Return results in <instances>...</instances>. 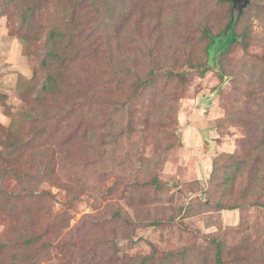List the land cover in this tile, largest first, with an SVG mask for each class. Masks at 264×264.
Instances as JSON below:
<instances>
[{"label": "rangeland", "instance_id": "obj_1", "mask_svg": "<svg viewBox=\"0 0 264 264\" xmlns=\"http://www.w3.org/2000/svg\"><path fill=\"white\" fill-rule=\"evenodd\" d=\"M158 1L164 7L159 18L151 22L149 0H136L131 5L132 11L142 15L144 44L149 43L150 28L159 25L169 37L156 43L158 49L168 50L175 37H187L194 44V57L203 61L207 41L200 39V31L206 26L213 34L222 30L231 0ZM62 10L61 3H50L42 9L28 44L30 53L26 54L18 35L17 10L0 6V153L21 143L44 144L47 153V159L38 157L32 163V155L24 150L11 156L13 163L18 153V163L0 160V167L26 166L29 173L38 176L27 186L37 199H31L13 181L0 179V244L7 245L0 253V264H18L14 256L19 257L21 251L14 245L24 241L26 229L43 242L40 250L50 246L36 264H111L113 260L149 256L153 257L152 264H213L214 250L209 241L216 236L226 240L229 259L248 241H263L264 208L224 207L218 211L215 204L222 198L227 171L238 175L239 188L245 187L253 168L264 176V152L260 153L258 145L264 136L255 128L264 118V0H251L234 29L239 40L218 57V62L201 70L188 66L176 69L185 76L181 90L176 82L168 85L162 79L164 74L158 75L160 71L152 66L154 62L143 57L146 45L145 54L128 64L132 69L129 77H124L127 68L113 75V90L108 93H112V99L101 94L105 47L97 56L103 68L90 69L76 63L66 76L72 87L66 100L77 105L74 96L85 95L89 101L75 106L71 115L46 120L52 132L50 148L45 139L39 143L32 134L40 129L39 120L30 121L25 114L33 109L43 113L56 108L49 103L48 107L39 106L35 98L46 76L41 68L45 52L41 27ZM132 23L129 17L125 33L131 32ZM121 46L126 52L133 48L126 38ZM135 76H154L158 98L162 93L167 94L166 99L180 97L171 105L172 114L166 112L169 103L158 119L163 104L150 90L138 97L133 94L130 85ZM123 80L124 85L118 84ZM120 88L119 95L116 90ZM112 122L120 130L112 126L116 132L124 134L118 147H105L100 144L101 135ZM49 165L56 172L54 183L43 179ZM154 178L159 188L146 184ZM136 182L139 185L134 186ZM172 182L177 188L169 186ZM73 183L77 200L68 199V203L60 186ZM262 185L264 188V181ZM210 194L213 203L202 204ZM111 204L128 214L134 225L132 231H124L121 224L113 227L111 211L105 209ZM154 222L159 225L149 226ZM102 238L110 241L98 243Z\"/></svg>", "mask_w": 264, "mask_h": 264}, {"label": "trees", "instance_id": "obj_2", "mask_svg": "<svg viewBox=\"0 0 264 264\" xmlns=\"http://www.w3.org/2000/svg\"><path fill=\"white\" fill-rule=\"evenodd\" d=\"M149 1L151 4L149 7V13H151V16L148 21L151 22L154 19L159 18V12H161L164 6L160 7L158 0ZM220 1L229 2L230 0ZM50 3H61L63 10L54 20H49V22L41 27L45 36V52L42 57L41 68L46 76L35 99L39 106L46 107L47 103H49V105L55 104L56 108L46 110L43 113H37L33 109L32 112L25 114L26 118L31 119L30 121H32V118L34 121L39 120L38 122L41 123V127L38 131H33L32 134H34V137L36 136L35 140L39 143H42V140L45 139L46 144L50 148L52 147V144L48 142V139L52 136V132L49 130L46 120L51 117L59 118L66 114L71 115L75 106L77 107V105L86 104L87 101H89L85 95L74 96L73 102H76L77 105H72L71 102L69 103V101L66 100L68 93L72 92V87L66 82V76L73 71L76 63L81 65L86 64L87 68L90 69L103 68V65L99 66L100 62L97 58L101 48L105 47L106 49V55L104 58L106 64H104L105 70L103 72L105 75L103 78L104 87L101 92L102 96H106L113 90V75L119 70L122 71V69L127 68L124 77L125 79L129 77V73L132 72V69L128 68V64L131 61H135L139 54H143L145 48L146 56L143 57L154 62L152 63V66L155 65L156 68H158L160 71L158 75L161 76L164 74L162 79H166L168 85L174 82L180 84L179 87L181 90L185 83V76L183 73L176 72V69L183 66H188L191 69H204L207 65H212L218 62V57L227 53L231 49V46L238 41L237 39H239V37L235 35L234 30L227 38L222 41L220 40L226 28L231 24V12L233 11L232 2V6L229 8L227 22L222 30L217 34H213L212 29L209 26H206L200 31V39L207 41L203 48L205 59L202 61L201 59L194 57V44H191L187 37H175L169 42L170 46L168 50L162 51L158 49L156 43L168 36V34H164L159 30V25L150 28L147 37L149 43L144 44V37L141 34L140 27L143 20L142 15H138L131 9V5L136 4V0H27L24 3H20L19 0H0V6L2 9L13 7L17 10L19 28L21 30V33L18 35L25 44L24 51L26 54L30 53V45L28 44L32 40V34L36 26V18L42 9ZM152 6L156 8L154 9ZM203 13L205 12L203 11ZM129 17L133 18V23L130 26L131 32L127 31L125 33V25L129 21ZM238 22L235 24L234 29ZM123 38H126L132 44L133 48L131 52H126L122 49L121 41ZM35 39L39 41L41 38L37 36ZM145 45L146 47L144 48ZM109 72L111 73L109 74ZM108 74L109 76L107 77ZM135 78L136 80L130 85V89L136 97L144 94L147 90H150V92L157 97L158 93L154 87L156 82L154 76L146 79H143L140 76H135ZM125 83L126 80L118 82L120 85H124ZM121 89L122 88L116 90L119 95ZM111 96L112 93L107 95L108 98L112 99ZM166 98L167 94L162 93L161 98L157 99L161 103V106L163 104V108L157 115L158 119L162 118L164 109L169 103L170 105L166 112L172 114L171 111H173L174 108L171 105L175 103L176 100L180 99V97L177 96L173 99ZM254 98L255 95L253 96V99ZM0 102H2V98L0 99ZM255 125L256 131H259L261 135L264 136V118H261ZM112 126H114L116 130H119L114 122H112L110 126H107V128L105 127V130L101 135L103 139L100 140V144L105 147L110 145L112 147H118L124 134L122 131L121 133L116 132ZM108 139L109 141H107ZM21 144H14L7 148L4 147V152L0 153L1 162L4 163L8 160L11 162V156L16 152L19 153L23 150L29 151V154L32 155V157H29L31 163L38 157L47 159L44 144H42V147L37 145L32 146L33 144L30 146L26 143H23V145ZM258 145L259 147L261 145L260 153L261 151L263 153L264 140ZM18 153L14 157L13 163H18L16 160L21 159L20 157H17ZM234 159L235 161H238V158ZM30 161L28 159V163H30ZM257 162H260V159H258ZM13 163L11 162V164ZM21 168L12 166L0 167V179L3 181H13L15 186L22 187L24 189L23 191H26L31 199H37L38 196L33 192H30L27 186L32 185L38 179V176L34 173H29L26 166ZM43 179H47L50 183H54L52 179L57 181L54 167L49 165L47 168V178L44 176ZM263 181L264 176L260 175V170L258 168H253L248 174L245 187L239 188L236 187L238 184V175L232 170L227 171L222 181V198L215 204L216 209L220 211L223 210L224 207H227L228 209L233 210L243 208L244 206L264 208ZM146 184L159 188L157 178H154L153 180L151 179L146 182ZM133 185L137 186L139 183L136 182L135 184L133 183ZM60 187L65 191L67 200H77L76 196H73L74 193H72L75 188L74 183L72 185L62 184ZM212 201L213 197L210 194L208 199L202 204H211L213 203ZM248 202L250 203L248 204ZM107 208L111 211V222L114 224L113 227H117L118 224H121L124 231L126 230L127 232H130L134 229L133 221L127 216V213H123L118 206L115 207V204L107 206L105 208L106 211ZM158 225V222H154L149 226L152 227ZM25 232H27V234L25 235L24 241L18 242L14 245L17 251H21V255L19 257L18 255H15L14 260H16L18 264H36L38 262L36 261L37 258L40 256L42 259L43 256L46 255V251H49L50 246H45V248L40 250L38 247L44 245L40 238L30 234V231L27 229ZM106 241L110 240H108V238H102L97 242L104 243ZM225 241L226 240H222L217 236L209 241L214 250L213 264H264V240L259 243L248 241L247 244L239 247L238 253H236L231 259H229L226 254ZM6 247V244H0V253L4 251L3 249ZM36 250L37 252L32 256ZM152 263V256L143 259L113 260L111 262V264Z\"/></svg>", "mask_w": 264, "mask_h": 264}, {"label": "water", "instance_id": "obj_3", "mask_svg": "<svg viewBox=\"0 0 264 264\" xmlns=\"http://www.w3.org/2000/svg\"><path fill=\"white\" fill-rule=\"evenodd\" d=\"M231 2L233 4L231 24L226 28L224 34L220 38L221 41L233 33L235 24L239 21L240 17L245 13L250 5V0H231ZM169 186L172 188H177V183L172 182L169 184Z\"/></svg>", "mask_w": 264, "mask_h": 264}]
</instances>
